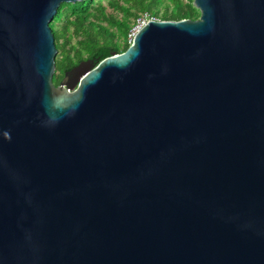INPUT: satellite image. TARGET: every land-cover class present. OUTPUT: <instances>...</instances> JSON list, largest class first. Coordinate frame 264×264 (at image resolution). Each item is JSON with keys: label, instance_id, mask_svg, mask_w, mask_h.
Segmentation results:
<instances>
[{"label": "water", "instance_id": "1", "mask_svg": "<svg viewBox=\"0 0 264 264\" xmlns=\"http://www.w3.org/2000/svg\"><path fill=\"white\" fill-rule=\"evenodd\" d=\"M83 1L0 0V264H264V0H193L55 86Z\"/></svg>", "mask_w": 264, "mask_h": 264}, {"label": "trees", "instance_id": "2", "mask_svg": "<svg viewBox=\"0 0 264 264\" xmlns=\"http://www.w3.org/2000/svg\"><path fill=\"white\" fill-rule=\"evenodd\" d=\"M192 2L193 0H187L186 3L181 0H85L81 3L62 4L50 23L57 49L54 85L58 86L64 74L83 61L98 64L113 54L123 53L130 46L127 34L141 14L147 13L161 21L198 19L199 13ZM104 4L109 5L113 11L121 12L122 18L117 20L112 15L107 16ZM101 22H106V27L101 26ZM113 28L115 32L111 31Z\"/></svg>", "mask_w": 264, "mask_h": 264}, {"label": "built area", "instance_id": "3", "mask_svg": "<svg viewBox=\"0 0 264 264\" xmlns=\"http://www.w3.org/2000/svg\"><path fill=\"white\" fill-rule=\"evenodd\" d=\"M157 19L152 18L149 14H141L135 20L132 28L127 34V42L131 44L133 38L137 34V32L148 22V21H156Z\"/></svg>", "mask_w": 264, "mask_h": 264}, {"label": "rangeland", "instance_id": "4", "mask_svg": "<svg viewBox=\"0 0 264 264\" xmlns=\"http://www.w3.org/2000/svg\"><path fill=\"white\" fill-rule=\"evenodd\" d=\"M94 1H98V0H94ZM104 1V0H103ZM186 1L187 0H181V2L182 3H186ZM193 3V2H192ZM165 4H166V2H165ZM104 8H105V13H106V15L107 16H110V15H112L115 19H117V20H120L121 18H122V14H121V12H119V11H113L112 9H111V7L109 6V5H107V4H104ZM162 10V9H161ZM160 10V11H161ZM160 14H161V12H160ZM159 14V15H160ZM159 17V16H158ZM132 22V21H131ZM100 25L101 26H103V27H106V22H101L100 23ZM58 27H60V26H58ZM112 32H115V29L113 28L112 30H111ZM119 36H121V34L119 35ZM119 41V40H118ZM56 57H57V55H56ZM56 74V73H55ZM53 82H54V78H53Z\"/></svg>", "mask_w": 264, "mask_h": 264}]
</instances>
